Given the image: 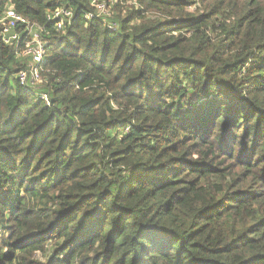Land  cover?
I'll return each instance as SVG.
<instances>
[{"label":"trees","instance_id":"obj_1","mask_svg":"<svg viewBox=\"0 0 264 264\" xmlns=\"http://www.w3.org/2000/svg\"><path fill=\"white\" fill-rule=\"evenodd\" d=\"M8 4L47 53L0 27V264H264V0Z\"/></svg>","mask_w":264,"mask_h":264},{"label":"built area","instance_id":"obj_2","mask_svg":"<svg viewBox=\"0 0 264 264\" xmlns=\"http://www.w3.org/2000/svg\"><path fill=\"white\" fill-rule=\"evenodd\" d=\"M93 7L86 15L88 19H107L111 15L108 0H90ZM74 12L68 7H59L47 14V20L52 21L57 30H63L66 25L72 23ZM2 41L14 47L19 57L25 59V67L21 68L18 78L22 85L33 89L43 83L42 62L47 53L46 29L36 21H31L26 16L17 12L12 4H8L0 16ZM111 28L117 25L112 22ZM40 97L51 105V99L47 93H41Z\"/></svg>","mask_w":264,"mask_h":264},{"label":"rangeland","instance_id":"obj_3","mask_svg":"<svg viewBox=\"0 0 264 264\" xmlns=\"http://www.w3.org/2000/svg\"><path fill=\"white\" fill-rule=\"evenodd\" d=\"M111 6V5H110ZM110 11H111V7H110ZM112 13V12H111ZM0 235H1V233H0Z\"/></svg>","mask_w":264,"mask_h":264}]
</instances>
